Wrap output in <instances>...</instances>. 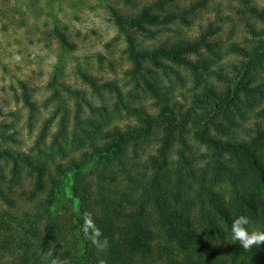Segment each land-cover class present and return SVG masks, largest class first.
<instances>
[{
  "label": "trees",
  "instance_id": "obj_1",
  "mask_svg": "<svg viewBox=\"0 0 264 264\" xmlns=\"http://www.w3.org/2000/svg\"><path fill=\"white\" fill-rule=\"evenodd\" d=\"M245 1L251 18L263 26L258 30L247 22L255 35L250 47L231 44L228 52L241 57L232 66L233 77L221 68L210 70L212 57H219L211 41L217 32L213 26L193 40L163 41L152 48L138 41V34L154 35L178 20L189 24V17L208 0L189 5L158 0L129 13L109 8L126 40L129 82L134 90L155 99L156 111L127 104L116 84L99 85L95 77L80 72L95 94L102 95V89L115 93L116 110L125 109L135 119L125 127L99 130L94 137L98 126L90 123L91 130L82 129L79 117L77 127L70 131L69 110L55 88L51 99L58 108L44 121L37 147L41 149L59 111L52 144L63 151L62 143L72 134L71 142L84 146L82 132L91 141L89 149L58 164L55 173L26 153L0 149V159L11 163L7 178L0 162V199L13 208L19 199L31 204L21 219L7 226L8 235L0 236V264H10L11 258L14 264H51V258H45L50 249L60 264H99L101 259L105 264H264V244L246 251L231 233L232 221L240 215L248 217L250 232L264 230V108L256 113L262 122L256 124L255 135L235 136L240 120L246 119L242 107L245 103L253 107L241 93L257 105L264 99L261 85L249 86L254 74L264 71V6ZM54 32L63 48H75L59 26ZM177 68L189 71L195 86L201 88L188 107L172 99L163 84L171 75L183 80ZM205 74H214L220 84L208 82ZM21 86L24 104L34 118L38 105L29 87L23 82ZM63 88L76 99L80 113L81 103L87 102L84 92ZM195 143L205 151L199 153ZM24 167L31 181L29 189L23 186ZM70 175L74 198L80 201L78 212L56 216L53 205L61 178ZM225 185L229 195L220 191ZM19 187L22 190L16 196ZM85 212L91 213L102 233L100 239L107 238L106 249H98L85 238Z\"/></svg>",
  "mask_w": 264,
  "mask_h": 264
},
{
  "label": "rangeland",
  "instance_id": "obj_2",
  "mask_svg": "<svg viewBox=\"0 0 264 264\" xmlns=\"http://www.w3.org/2000/svg\"><path fill=\"white\" fill-rule=\"evenodd\" d=\"M155 1L158 0H0V149L26 153L36 162L46 164L53 173L58 164H66L73 156L78 157L82 151L89 149L91 141L80 130L84 146L73 144L72 134L67 143H62L63 151L52 144L61 118L59 111L41 149L37 147L44 121L55 114L58 108L57 103L51 99L55 88L66 102L62 104L69 110L70 131L77 127L78 117L82 129L91 130L90 123L98 126V131L92 135L94 137L98 136L99 130L135 123L134 117L125 109L116 110L115 93L102 89V95L95 94L91 86L83 81L80 72L95 77L99 85L113 82L122 91L127 104L143 106L155 112V99L141 90H134L133 84L129 82L126 71L131 63L125 53L126 40L119 33L109 9L116 7L124 13L136 12L144 4ZM196 1L199 0H177V3L189 5ZM247 1L252 5L264 6V0ZM248 5L245 0H208L204 7L189 17V24L178 20L163 26L154 35L138 34V41L142 47L152 48L163 41L193 40L209 26H213L217 32L211 41L216 43L219 57H212L210 70L218 71L221 68L225 74L233 77L236 73L232 66L238 65L241 57L228 52L231 44L250 47L255 35L248 28L247 22L258 30L263 26L251 18ZM57 26L67 33L75 48L65 49L61 46L54 32ZM156 29L153 28V31ZM204 54L209 56L207 52ZM177 70L183 80H178L176 75H171L170 79L163 75V84L169 88L172 99L188 107L193 95L200 93L201 88L195 86L189 71L183 68ZM204 78L208 82L220 84L214 74H205ZM21 82L29 87L31 99L38 105L34 118H31L24 104ZM258 85L264 90V71L255 73L249 83L252 88ZM62 86L84 92L87 102L81 103L80 113L76 110V99L66 93ZM250 94L259 98L255 92ZM241 96L253 107L247 103L242 107L246 119L240 120L241 126L235 130V136L247 139L256 134V124L262 122L256 113L264 108V99H259L257 105L251 99L247 101L245 93H241ZM89 103L96 109L92 110ZM196 149L199 153L205 151L197 144ZM145 158L146 155L142 160ZM0 162L7 178H10L11 163H5L2 159ZM61 179L53 211L56 216H72L80 206L79 199L74 198L72 192L74 178L70 175ZM30 182L24 167L23 186L31 188ZM21 190L20 187L16 188V196ZM220 191L229 195V186H223ZM17 202L18 205L13 208L0 199L2 238L8 235L10 229L7 226H13L17 218L21 219L20 216L31 205L20 199ZM9 263L14 264V260L11 258Z\"/></svg>",
  "mask_w": 264,
  "mask_h": 264
},
{
  "label": "clouds",
  "instance_id": "obj_3",
  "mask_svg": "<svg viewBox=\"0 0 264 264\" xmlns=\"http://www.w3.org/2000/svg\"><path fill=\"white\" fill-rule=\"evenodd\" d=\"M83 219L85 223L82 228L85 238L90 240L98 249H106L108 247V240L106 237L103 240L100 239L102 233L92 220L91 213H83ZM249 223L248 217L240 215L237 216L231 224L232 239L239 241L242 248L246 251L252 249L254 246L264 244V230H253L250 232L246 227ZM45 258H51V264H60V262L53 257V249H50L45 254ZM99 264H105V261L101 259Z\"/></svg>",
  "mask_w": 264,
  "mask_h": 264
}]
</instances>
